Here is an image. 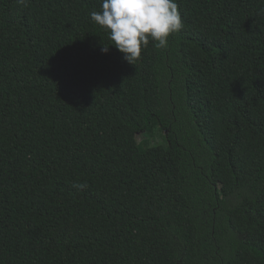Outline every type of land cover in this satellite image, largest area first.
<instances>
[{
  "label": "trees",
  "instance_id": "1",
  "mask_svg": "<svg viewBox=\"0 0 264 264\" xmlns=\"http://www.w3.org/2000/svg\"><path fill=\"white\" fill-rule=\"evenodd\" d=\"M176 2L130 64L102 0H0V264H264V0Z\"/></svg>",
  "mask_w": 264,
  "mask_h": 264
},
{
  "label": "clouds",
  "instance_id": "2",
  "mask_svg": "<svg viewBox=\"0 0 264 264\" xmlns=\"http://www.w3.org/2000/svg\"><path fill=\"white\" fill-rule=\"evenodd\" d=\"M90 18L108 32L110 45L130 64L140 59L150 41L164 49L183 28L176 0H102L101 11H92ZM108 46L101 51L107 53Z\"/></svg>",
  "mask_w": 264,
  "mask_h": 264
},
{
  "label": "rangeland",
  "instance_id": "3",
  "mask_svg": "<svg viewBox=\"0 0 264 264\" xmlns=\"http://www.w3.org/2000/svg\"><path fill=\"white\" fill-rule=\"evenodd\" d=\"M138 140H142V135H139L138 136Z\"/></svg>",
  "mask_w": 264,
  "mask_h": 264
}]
</instances>
